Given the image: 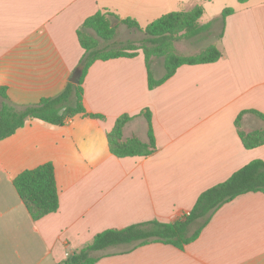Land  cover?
Returning <instances> with one entry per match:
<instances>
[{"label": "crops", "instance_id": "1", "mask_svg": "<svg viewBox=\"0 0 264 264\" xmlns=\"http://www.w3.org/2000/svg\"><path fill=\"white\" fill-rule=\"evenodd\" d=\"M198 5L205 9L201 35L217 37L220 60L181 66L153 90L142 52L97 61L84 80L83 104L104 120L31 121L0 141V264H59L103 231L174 222L203 192L264 161V146L246 149L237 126L241 113L264 115V0H0V89L18 109L65 91L85 54L78 31L99 11L146 28ZM227 9L234 12L223 19ZM121 27L138 31L119 24L118 34ZM151 67L156 79L164 76ZM3 102L0 96V109ZM146 109L157 151L115 157L108 133L124 115L132 118L124 137L148 142ZM242 122L260 124L249 132L264 128L250 112ZM47 163L55 170L60 207L35 221L13 181ZM126 249L96 252L102 257L96 264H264V194L222 206L184 250L161 243Z\"/></svg>", "mask_w": 264, "mask_h": 264}, {"label": "trees", "instance_id": "2", "mask_svg": "<svg viewBox=\"0 0 264 264\" xmlns=\"http://www.w3.org/2000/svg\"><path fill=\"white\" fill-rule=\"evenodd\" d=\"M248 0H239L245 3ZM234 10L223 12V19ZM205 13L203 5H198L190 11L173 12L162 16L142 28L131 18L122 19L109 12L99 11L88 18L78 36L85 54L75 72L81 77L77 84L71 79L63 93L54 98L42 99L38 104L16 108L9 102L6 89H0L4 102L0 109V141L14 135L19 129L31 121H42L53 126H63L77 115L91 119L104 120L102 115L88 113L84 107L83 84L90 67L97 61H108L118 58H134L140 51L145 55L149 88L151 90L163 85L172 78L178 68L185 65H200L215 63L222 58V52L216 46H210L197 55L188 57L174 50V43L183 39L196 38L205 31L200 20ZM117 20V24L114 23ZM119 24L128 29L138 30L146 35L141 44L132 41L117 42ZM93 32V33H92ZM162 57L165 63V74L156 79L151 67V57ZM264 123V115L257 111H248ZM237 119V126L242 116ZM147 121L148 142H143L136 136L124 139V129L132 120L128 115L120 117L114 129L108 133L111 153L117 158L149 157L157 151L156 139L152 125V114L146 109L142 113ZM240 137L246 149L264 146V128L243 133ZM20 199L35 221L56 213L60 207L59 190L55 170L51 163L36 169L21 173L14 181ZM248 193L264 194V161L254 160L235 172L228 180L203 192L189 215H182L171 223L152 221L131 225L124 229H109L95 236L93 242L68 256L59 264H96L102 257L94 253L109 248L126 247L123 253H130L139 247L161 243L171 245L179 250L197 240L202 230L208 225L213 215L225 204ZM198 228L193 234V225Z\"/></svg>", "mask_w": 264, "mask_h": 264}, {"label": "rangeland", "instance_id": "3", "mask_svg": "<svg viewBox=\"0 0 264 264\" xmlns=\"http://www.w3.org/2000/svg\"><path fill=\"white\" fill-rule=\"evenodd\" d=\"M145 38H146V35L142 32L129 31L126 28L121 27L117 40H120L122 42L132 41L135 44H141V42ZM216 40H217V37H214V36H211L210 34L205 33L203 35H200L190 40L183 39V40L177 41L174 43L173 47L176 53L191 57V56L197 55L198 53L205 50L206 48L215 45L214 43ZM150 61L153 67L158 71V77L163 76L166 72L164 58L152 56ZM258 127H260V124L256 126L247 125L243 122L239 124L240 131L243 133H249L251 129H255ZM124 139L126 138L124 137Z\"/></svg>", "mask_w": 264, "mask_h": 264}, {"label": "water", "instance_id": "4", "mask_svg": "<svg viewBox=\"0 0 264 264\" xmlns=\"http://www.w3.org/2000/svg\"><path fill=\"white\" fill-rule=\"evenodd\" d=\"M80 77H81V74L78 71L75 72L71 78V82L74 84H77L79 82Z\"/></svg>", "mask_w": 264, "mask_h": 264}, {"label": "built area", "instance_id": "5", "mask_svg": "<svg viewBox=\"0 0 264 264\" xmlns=\"http://www.w3.org/2000/svg\"><path fill=\"white\" fill-rule=\"evenodd\" d=\"M190 213H186L185 215H189Z\"/></svg>", "mask_w": 264, "mask_h": 264}]
</instances>
